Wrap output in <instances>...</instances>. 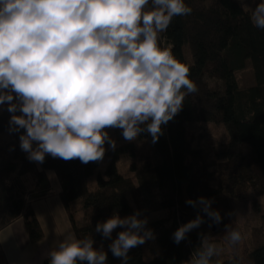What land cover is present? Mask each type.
I'll return each mask as SVG.
<instances>
[{
    "label": "clouds",
    "instance_id": "obj_1",
    "mask_svg": "<svg viewBox=\"0 0 264 264\" xmlns=\"http://www.w3.org/2000/svg\"><path fill=\"white\" fill-rule=\"evenodd\" d=\"M191 12L186 0H0V110L10 114L8 131L19 134L27 159L100 162L105 145L116 148L108 129H120L128 142L147 133L156 143L162 125L198 90L189 66L160 46L173 18ZM250 21L264 30V0L255 4ZM185 203L198 211L172 233L176 244L205 216L222 221L210 198ZM147 225L139 210L124 217L113 213L97 222L95 232L110 241L113 257L128 264L131 249L155 239ZM242 239L229 224L222 242L201 233L188 264H213ZM94 244L91 236L69 232L49 249L48 262L108 264V252Z\"/></svg>",
    "mask_w": 264,
    "mask_h": 264
},
{
    "label": "trees",
    "instance_id": "obj_2",
    "mask_svg": "<svg viewBox=\"0 0 264 264\" xmlns=\"http://www.w3.org/2000/svg\"><path fill=\"white\" fill-rule=\"evenodd\" d=\"M186 3L191 14L173 18L160 36V46L171 49L178 61L189 66L198 90L185 98L173 120L162 125L163 134L156 143L147 133L138 136L141 153L125 141L123 147L105 154L109 161L102 173L99 162L83 164L78 159L51 156L37 166L20 149L19 134L9 133L10 114L0 110V231L21 219L30 242L43 239L32 202L52 195L48 172L58 182L57 195L74 234L93 237L94 247L103 246L108 252V264L121 261L108 251L110 241L95 232V225L113 213L124 217L139 210L146 218L148 212L164 213L147 218L155 234V254L145 260L140 245L130 250L128 264H188L200 234L213 236L224 228L222 216L220 224L205 216L198 229L174 243L172 233L198 211L185 203L187 199L210 198L211 207L220 212L252 193V210L260 213L259 198L264 197V30L253 26L251 12L238 0ZM246 62L253 83L240 88L236 73ZM202 124L220 127L225 140L207 147L192 146L189 131ZM124 153L140 161L137 167L132 165L133 178L118 172L116 163ZM154 192L159 199L153 198ZM258 218L264 222V215ZM215 225L219 226L213 230ZM252 230L254 237L245 241L241 255L223 261L214 257L213 264H264L263 227ZM0 264H8L1 247ZM40 264H49L47 257Z\"/></svg>",
    "mask_w": 264,
    "mask_h": 264
},
{
    "label": "rangeland",
    "instance_id": "obj_3",
    "mask_svg": "<svg viewBox=\"0 0 264 264\" xmlns=\"http://www.w3.org/2000/svg\"><path fill=\"white\" fill-rule=\"evenodd\" d=\"M249 12L255 7L256 3H259L260 0H238ZM236 79L238 82V86L240 88H245L250 86L252 82V71L249 62H246L245 68L236 73ZM119 129H108L109 135L115 140L116 148L123 147L128 142L122 140L121 131L118 132ZM117 132V133H116ZM120 133V134H119ZM189 135L191 137V145L192 146H200L207 147L215 144L217 141H224L225 134L224 131L220 127H214L211 125H196L192 127L189 131ZM133 145L137 146V151L142 152V148L137 145V139L135 141L130 142ZM106 152L111 151L112 149L105 145ZM115 148V149H116ZM138 157V156H137ZM139 158V157H138ZM108 158L104 156L103 160L99 162V172L102 173L105 169ZM140 164L139 159H133L130 154L124 153L121 154L116 166L118 172L129 178H133V166L136 167ZM132 166V167H131ZM48 179L50 182V189L52 195L45 200L35 201L33 203L34 210L37 213V217L39 219V223L41 225L44 237L41 241L37 243H32L28 240L26 235L23 223L21 227V231L16 228L14 232H10V236L6 242H9V246L5 251L7 256L8 264H40L47 257V253L50 248L55 247L56 242L63 239V237L71 232H73L72 226L68 221V218L62 208L61 202L57 195V191L59 190L58 182L52 172H48ZM90 186L94 184V178L92 179ZM56 193V194H55ZM160 195L157 192L153 193V198L155 200L159 199ZM253 194L250 193L247 199L237 202H231L228 206V210L222 209L220 212L221 216L224 219V228L213 235V237L222 242V236L225 231V225L229 224L233 228H237L242 234V241L238 248L234 250L225 249L219 257H216L218 261H223L226 258L231 257L233 254L241 255L243 252V248L245 247V241L252 240L254 235L252 234V229L257 227H263L264 230V222H260L261 220L258 218L264 215V197L259 198L260 203V213H255L252 210L251 204L253 202ZM148 219H155L164 215L163 212H148L144 214ZM143 215V216H144ZM21 221V219H19ZM22 222V221H21ZM16 226V225H15ZM20 227V224L18 225ZM6 228V227H5ZM13 227H10L12 229ZM23 230V233H22ZM116 236V231L113 232V238ZM143 247V256L145 260H149L152 255L156 252V244L154 239L146 241Z\"/></svg>",
    "mask_w": 264,
    "mask_h": 264
},
{
    "label": "crops",
    "instance_id": "obj_4",
    "mask_svg": "<svg viewBox=\"0 0 264 264\" xmlns=\"http://www.w3.org/2000/svg\"><path fill=\"white\" fill-rule=\"evenodd\" d=\"M24 154L27 157V154L25 152H24ZM36 165L38 166V163H36ZM45 199H47V198H45ZM45 199H43V200H45ZM39 201H41V200H39ZM34 202H32V207H33V203ZM33 209H34V207H33ZM35 213H36V211H35ZM36 216H38L37 213H36ZM37 219H38V217H37ZM38 221H39V219H38ZM21 223L22 222L18 219L16 221H14L12 224H10L9 226H7L6 228H4V229H2L0 231V247L3 250L4 254H5V251L7 250L8 246H9V242H6V240L8 239V236H10V232L11 231L14 232L16 228L21 231V227H22ZM19 224H20V227L18 226ZM10 227H13V228L10 229ZM14 227H16V228H14ZM22 233H23V230H22ZM5 256H6V254H5ZM6 259H7V256H6Z\"/></svg>",
    "mask_w": 264,
    "mask_h": 264
},
{
    "label": "water",
    "instance_id": "obj_5",
    "mask_svg": "<svg viewBox=\"0 0 264 264\" xmlns=\"http://www.w3.org/2000/svg\"><path fill=\"white\" fill-rule=\"evenodd\" d=\"M218 226H219V225H215V226H213V230L216 229Z\"/></svg>",
    "mask_w": 264,
    "mask_h": 264
}]
</instances>
